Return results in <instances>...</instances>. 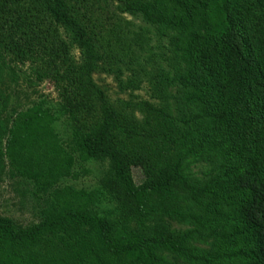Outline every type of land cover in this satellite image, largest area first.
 Returning <instances> with one entry per match:
<instances>
[{"label":"trees","instance_id":"trees-1","mask_svg":"<svg viewBox=\"0 0 264 264\" xmlns=\"http://www.w3.org/2000/svg\"><path fill=\"white\" fill-rule=\"evenodd\" d=\"M10 63L69 125L61 141L50 108L0 93V172L43 190L74 157L107 173L50 190L37 223L0 216V264H264V0H0V90Z\"/></svg>","mask_w":264,"mask_h":264},{"label":"rangeland","instance_id":"rangeland-1","mask_svg":"<svg viewBox=\"0 0 264 264\" xmlns=\"http://www.w3.org/2000/svg\"><path fill=\"white\" fill-rule=\"evenodd\" d=\"M121 16L136 24L140 23L138 18L132 17L126 13H123ZM71 51L73 58L78 61L79 55L77 50L72 48ZM9 65L12 72L16 69L15 71H17V75H19L15 82L14 80H10L14 75H11L10 78H5L6 85L4 84L5 86H3L4 90H0L2 95H9V108L16 107L18 109L31 102H38L41 103L42 106L50 108L51 113L55 116V120L53 121L54 132L58 134L61 141H64L66 134L65 130L69 124L66 114L56 111L59 103V96L54 87L48 80L37 81L31 74L27 64L14 65L10 63ZM14 66L16 68H14ZM93 79L98 84L106 85L108 95L113 98L124 100L147 99L145 85L139 90L117 93L115 82L111 76L104 74L93 75ZM66 152L69 154L67 147ZM6 160L7 159H4V162ZM12 172L7 166V163L3 164V168L0 172V216L8 217L15 225L25 227L41 220L43 210L47 209L48 203H50L48 201V193L50 190L52 191L56 188L59 189L64 187L75 192L98 189L107 173V162L105 160L100 161L94 159L81 160L74 157L67 174L61 176L54 182L53 186L48 188V190H43L42 187H39L32 182V180L26 179L25 176L21 177L15 173V170L14 175ZM132 174L134 181L139 182L141 179L140 172L137 169H132ZM73 204L81 205V202L74 201ZM106 207L105 200H100L99 198L95 202V199H93L92 208L96 215H102ZM172 226L181 228L175 223L172 224ZM166 257L165 255V258Z\"/></svg>","mask_w":264,"mask_h":264}]
</instances>
